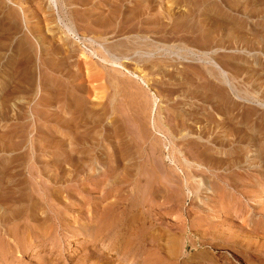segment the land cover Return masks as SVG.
Returning <instances> with one entry per match:
<instances>
[{
    "label": "rangeland",
    "instance_id": "rangeland-1",
    "mask_svg": "<svg viewBox=\"0 0 264 264\" xmlns=\"http://www.w3.org/2000/svg\"><path fill=\"white\" fill-rule=\"evenodd\" d=\"M89 1L57 0L55 6L49 0H0V90L11 94L4 101L7 109L0 105L2 115L5 112L0 116V150L5 147L0 152V264H264V155L257 153H264V0H163L153 4L152 11L166 5L172 17L162 23L152 13L151 23L140 33L133 30L135 19L128 25L114 21L127 1L121 5L106 0L103 12L98 10L103 0ZM61 23L73 26L75 36ZM50 39L57 47L65 44L77 51L69 62L81 60L80 80L89 91L82 93V105L74 104L58 118L60 98L71 90L72 69L62 63V73L69 71L64 76L58 59L41 54ZM118 43L127 49L111 46ZM100 46L109 48L117 64L99 61L107 57ZM84 49L97 65L92 71H86L80 56ZM146 57L150 60L140 61ZM42 58L48 65L43 66ZM159 59L165 61L164 75L154 68ZM127 71L143 76L149 87ZM203 72L208 73L206 79ZM127 82L140 87L134 94L139 98L130 96ZM210 104L233 107L206 119L200 114L211 111ZM20 105L21 121L16 117ZM34 107L41 114L37 131ZM235 121L257 131L258 142L231 135L230 130L220 136L223 126L231 128ZM56 126L68 133L67 144L71 141L72 148L85 151L52 154L55 139L48 136L58 131ZM205 126L212 132L204 131ZM113 131L120 142L115 149L134 157L121 161L117 169L109 161L95 160L113 150ZM215 132L229 139L222 151L227 148L233 156L226 161L223 154L205 150L220 147L211 142ZM97 139L103 143L97 145ZM124 169L131 170L130 177ZM145 170L151 180L146 188L136 181ZM160 181L166 190L156 194ZM28 203L35 205L33 214Z\"/></svg>",
    "mask_w": 264,
    "mask_h": 264
},
{
    "label": "bare ground",
    "instance_id": "bare-ground-1",
    "mask_svg": "<svg viewBox=\"0 0 264 264\" xmlns=\"http://www.w3.org/2000/svg\"><path fill=\"white\" fill-rule=\"evenodd\" d=\"M49 1H52L51 3L52 4H55V6L57 5V3H56V1L57 0H49ZM91 1V0H90ZM90 1H89V3H90ZM124 1H127L128 2V4L127 5H125V8H123V10H120L119 12H120V14H118L117 16H116V14H115V17L114 16H112V15H109V14H107L106 13V15L105 16H107V15H109L108 17H114L115 19H114V21H116L117 20V22L119 21V23H121V22H123V24L124 23H126L127 21L129 22V21H132V20H136V23H138V24H136V27H135V29H133V30H135L136 32H139L140 33V31L141 30H143V25L144 24H149V23H151L150 21V16L152 15V13H154L155 14V16H156V19L155 20H159V21H161L162 23H163V19H166V18H168V16L169 17H172L171 15H172V13H171V15L169 14V12H167V10H168V7H166V5L164 6H159L160 8H158L157 10H155L154 12L152 11V10H154V7H153V4H155V5H157V3L158 2H162L163 0H142V4H139L138 2L140 1V0H110V2H111V4H113L114 2H117V3H114V4H121V5H123V3H124ZM71 2V1H70ZM93 2H94V0H93ZM92 2V3H93ZM87 3H88V1H87ZM92 3H90V4H92ZM221 3V2H220ZM93 4H95V3H93ZM82 5V4H81ZM87 5H89V4H87ZM98 5V4H97ZM106 5H107V2H106V0H103V3H99V8H98V10H100V11H102L103 12V10H106L107 8H105V9H103L104 7H106ZM154 5V6H155ZM159 5V4H158ZM54 6V5H53ZM83 6V5H82ZM111 6V5H110ZM119 6V5H118ZM88 7V6H87ZM86 7V8H87ZM90 8H91V5H90ZM93 8V7H92ZM91 8V9H92ZM116 8H117V5H116ZM56 9V8H55ZM85 9V8H84ZM94 9H96V8H94ZM108 9H110V8H108ZM112 9V8H111ZM118 9V8H117ZM175 9V8H174ZM109 11V10H108ZM117 11V10H116ZM106 12V11H105ZM104 12V13H105ZM109 12H111V11H109ZM113 12V11H112ZM56 13V12H55ZM206 13V12H205ZM204 13V14H205ZM99 14V13H98ZM103 14V13H102ZM204 14H202V15H204ZM216 14V13H215ZM12 15V14H11ZM100 15H101V13H100ZM104 15V14H103ZM114 15V14H113ZM187 15V14H186ZM185 15V16H186ZM209 15H211V14H208V17H210ZM15 16V15H14ZM59 16V15H58ZM61 16V15H60ZM179 16V15H178ZM184 16V17H185ZM188 16V15H187ZM220 16V15H219ZM107 17V18H108ZM218 17V16H217ZM15 18V17H14ZM81 18V17H80ZM89 18V17H88ZM87 18V19H88ZM103 18H105V17H103ZM106 18V19H107ZM185 18H187V17H185ZM213 18V17H212ZM58 19H60V18H58ZM106 19H104V20H106ZM182 19V18H181ZM208 19V18H207ZM221 19V18H220ZM57 20V19H56ZM89 20V19H88ZM108 20H110L109 18L107 19V21ZM58 21V20H57ZM56 21V22H57ZM60 22H61V19L59 20ZM58 21V22H59ZM106 21V22H107ZM154 21V20H153ZM55 22V23H56ZM105 22V23H106ZM165 22V21H164ZM52 23V22H51ZM73 23V22H72ZM71 23V24H72ZM109 23V22H108ZM181 23V22H180ZM62 24V23H61ZM66 23H64V24H62V26H63V28H64V31H66V33L67 34H69V36L70 35H74L75 36V33H74V28H73V26H72V28L74 29H72V28H70L69 26H67V25H65ZM70 24V25H71ZM101 24V23H100ZM111 24H112V22H111ZM114 24H118V23H114ZM127 24V23H126ZM134 24V23H133ZM159 24V23H158ZM182 24V23H181ZM98 25V24H97ZM96 25V26H97ZM120 25V24H119ZM128 25V24H127ZM162 25V24H161ZM100 26V25H99ZM102 26V25H101ZM143 26V27H142ZM105 27V26H104ZM112 27V26H111ZM125 27V26H124ZM157 27V26H156ZM186 27V26H185ZM62 28V27H61ZM97 28V27H96ZM118 28V27H117ZM150 28V27H149ZM34 29V28H33ZM48 29V28H47ZM107 29V28H106ZM114 29V28H113ZM122 29V28H121ZM146 29V28H145ZM151 29V28H150ZM199 29V28H198ZM62 29H60L59 31H61ZM103 30H104V28H103ZM128 30V29H127ZM172 30V29H171ZM94 31V30H93ZM119 31V30H118ZM63 32V31H62ZM112 32H114L115 33V29H114V31H112ZM120 32V31H119ZM143 32V31H142ZM167 32V31H166ZM91 33V32H90ZM98 33H100V32H98ZM102 33H103V31H102ZM120 33H122V32H120ZM127 33H128V31H127ZM131 33V32H130ZM133 33V32H132ZM162 33L164 34L165 33V30L163 29L162 30ZM214 33V32H213ZM178 34V33H177ZM78 35V34H77ZM165 35V34H164ZM44 36H46V35H44ZM85 36V35H84ZM87 36V35H86ZM163 36V35H162ZM174 36V35H173ZM67 37V36H66ZM74 38V37H73ZM84 38V37H83ZM164 38V37H163ZM170 38V37H169ZM178 38V37H177ZM13 39V38H12ZM41 39H44V38H41ZM78 39V38H77ZM52 42H51V44H48V47H45V48H41V54L43 55H52L55 59H58L59 60V62H58V64H57V66L58 67H60V68H62V69H58V71H60L61 73L60 74H62V75H64V76H67V74L69 73V71H67V73H65V74H63L62 73V70H64L65 68H66V66H64V67H62V63H69L71 66H70V68L72 69V71H70L71 73H70V75L68 76L69 77V81H68V84H69V82L71 83V90H70V93H68L67 95H63L62 97H63V99H62V101H61V98H60V101L59 102H61V105H60V107H61V110H60V112L59 113H57V111H56V116H54V117H60L59 115L60 114H65V111L64 110H69L70 108H71V106L74 108V104H77L78 106H79V104H83L82 102H83V96H85V94L84 95H82V93H87V92H89L88 90H86L85 88H84V86L86 87V85H84V81L83 82H81V80H80V78H81V75H82V71H83V67H82V64H81V60H77L76 62H69V58H71L72 57V55L74 54V53H76L75 51H72L70 48V46H68V45H65V44H60L61 46H59V47H57V46H55L54 45V41H53V39H50ZM146 40V39H145ZM148 40H149V38H148ZM42 41H44V40H42ZM86 41V40H85ZM88 41V40H87ZM91 41V40H90ZM108 42V41H107ZM165 42H166V40H165ZM189 42V41H188ZM143 43V42H142ZM158 43H160V42H158ZM67 44V43H66ZM89 44V43H88ZM210 44V43H209ZM46 45V44H45ZM85 45V44H84ZM139 45V44H138ZM87 46V45H86ZM113 48H115V49H119V48H125V49H127L126 47H128V45L127 44H122V43H118V44H116V45H111ZM145 46H146V43H145ZM170 46V45H169ZM186 46V45H185ZM184 46V47H185ZM70 47V48H69ZM84 47V46H83ZM99 47V46H98ZM101 47V46H100ZM104 47V46H103ZM103 47H101V49L103 48ZM200 47V46H199ZM204 47V46H203ZM96 48V47H95ZM181 48V47H180ZM112 49V48H111ZM110 49V50H111ZM163 49V48H162ZM172 49V48H171ZM198 49V48H197ZM75 50V49H74ZM76 50H78V52H79V49H76ZM83 50V49H82ZM108 50H109V48H108ZM108 50L107 49H105V48H103V53H107V57H105V56H101V58L99 57V61L100 62H111V63H113V64H117L116 63V61H115V59L116 58H114L113 56L111 57V54H109L108 55ZM114 50V49H113ZM212 50V49H211ZM81 51V50H80ZM97 51V50H96ZM141 51V50H140ZM101 52V50H100V52L98 53L99 55H100V53H102ZM110 52V51H109ZM155 52H156V50H155ZM168 52V51H167ZM91 53L92 54H94V52L93 51H91ZM102 53V54H103ZM111 53V52H110ZM147 53V52H146ZM144 54V55H147V54ZM170 53H172L171 51H170ZM196 53V52H195ZM206 53V52H205ZM77 54V53H76ZM151 54V53H150ZM175 54V53H174ZM192 55V54H191ZM80 56H82L83 57V62L85 63V65H86V67H85V69H86V71L88 70V71H92V69H94V68H96L97 67V65L96 64H94L93 62H91L90 61V59H88L87 57H86V53H85V49H84V51H82L81 52V54H80ZM132 56H133V54H132ZM150 56V55H149ZM152 56V55H151ZM76 57V56H75ZM97 57V56H96ZM108 57H110V58H108ZM121 57V56H120ZM142 57V56H141ZM157 57V56H156ZM179 57V56H178ZM177 57V58H178ZM192 57V56H191ZM205 57V56H204ZM206 57H207V55H206ZM41 58V57H40ZM47 58V57H46ZM98 58V57H97ZM164 58V57H163ZM230 58V57H229ZM148 59H149V57H146V58H141L140 59V61L142 60V61H148ZM165 59V58H164ZM195 59V58H194ZM150 60V59H149ZM153 60H155V58L153 59ZM166 60V59H165ZM207 60V59H206ZM212 60V59H211ZM160 61V59L157 61V62H159ZM109 62V63H110ZM161 62V63H160ZM158 64H157V66H154V68H156V70H157V72L159 71V74L160 75H164L165 74V70H164V66L162 65V63H164L163 62V59L160 61ZM209 62V61H208ZM145 63H147V62H145ZM42 64H43V66H45V65H48L47 64V62H46V59L45 58H42ZM98 64H99V62H98ZM119 64H121V63H119ZM128 64V63H127ZM153 64V63H152ZM168 64V63H167ZM102 66H103V64H101ZM100 65V66H101ZM115 66V65H114ZM48 67V66H47ZM50 67H52V66H50ZM49 67V68H50ZM106 67V66H105ZM132 67V66H131ZM150 67V66H149ZM46 68V67H45ZM119 68V67H118ZM151 68H153L152 66H151ZM46 69H48V68H46ZM110 69V68H109ZM125 69H127L126 67H125ZM221 69V68H220ZM49 70V69H48ZM51 70V69H50ZM116 70V69H115ZM137 70H139V69H137ZM142 70V69H141ZM197 70V69H196ZM52 71V70H51ZM54 71H56V70H54ZM199 71H202V70H199ZM221 72V71H220ZM220 72H217L219 75H221V73ZM56 73V72H55ZM58 73V72H57ZM95 73H97V72H95ZM127 73H130V75L133 77V78H135V79H140V81L139 82H141L146 88L147 87H149V83H148V81L143 77V76H140V74H138L137 72H130V71H127ZM148 73V72H147ZM209 73H211V71L209 72ZM216 73V72H215ZM87 74V73H86ZM114 74V73H113ZM202 74H204L205 75V79L207 78V75H208V73H205V72H203ZM201 74V75H202ZM207 74V75H206ZM61 75V76H62ZM128 75V74H127ZM29 76V75H28ZM60 76V77H61ZM26 77V76H25ZM30 78H31V76H29ZM59 77V76H58ZM99 78H100V76H98ZM112 77V76H111ZM164 77V76H163ZM169 77V76H168ZM108 78V77H107ZM113 78V77H112ZM125 78V77H124ZM132 78V80H135V79H133ZM185 78V77H184ZM204 78H202V79H204ZM67 79V78H66ZM172 79V78H171ZM186 79V78H185ZM201 79V80H202ZM68 80V79H67ZM86 80V79H85ZM120 80V79H119ZM119 80H118V82H119ZM131 80V79H130ZM42 81V80H41ZM65 82H66V80H64ZM123 81V80H122ZM163 81V80H162ZM223 81V80H222ZM58 83V82H57ZM124 83V82H123ZM140 83V84H141ZM181 83V82H180ZM224 83V82H223ZM88 84H89V82H88ZM113 84V83H112ZM119 84V83H118ZM55 85H57V84H55ZM64 86H65V88H66V83L65 84H63ZM94 86V85H93ZM126 89L127 90H129L128 92H130L129 94H130V96H131V94L134 96V94H137V93H140V87L139 86H135V84H132L131 82H127L126 83ZM212 86V85H211ZM56 87V86H55ZM103 87V86H102ZM123 87V86H122ZM178 87V86H177ZM182 87V86H181ZM113 88V87H112ZM115 88H117V87H115ZM90 89V88H89ZM118 89V88H117ZM142 90H143V88H141ZM57 90H59L58 88H57ZM63 90V89H62ZM61 90V92H60V94L62 95V92L64 91H62ZM103 90V89H102ZM21 91V90H20ZM60 91V90H59ZM58 91V92H59ZM106 91V90H105ZM0 92H1V90H0ZM57 92V93H58ZM64 92H66V91H64ZM110 92V91H109ZM118 92V91H117ZM33 93V92H32ZM67 93V92H66ZM114 93V92H113ZM142 93V92H141ZM59 94V93H58ZM59 94V95H60ZM117 94V93H116ZM145 94V93H144ZM246 94V93H245ZM11 94L5 89L3 92H1L0 93V100L2 99V101H0V105H1V108L3 109V110H6V109H4V107H6L5 106V104H4V101L6 100V98L7 97H9ZM42 95V94H41ZM59 95H57V96H59ZM139 95V94H138ZM156 95V94H155ZM104 96V95H103ZM120 96V95H119ZM143 96V95H142ZM153 96V95H152ZM100 97V96H99ZM113 97V96H112ZM115 97V96H114ZM113 97V98H114ZM120 97H122V96H120ZM124 97V96H123ZM132 97V96H131ZM135 98L137 97V96H134ZM213 97V96H212ZM57 98H59V97H56V99ZM133 98V97H132ZM137 98H139V97H137ZM147 98V97H146ZM103 99V98H102ZM119 99V98H118ZM126 99V98H125ZM148 99V98H147ZM147 99H145V100H147ZM13 100V99H12ZM42 100V99H41ZM87 100V99H86ZM140 100H141V98H140ZM153 100V99H152ZM156 100V99H155ZM204 100V99H203ZM43 101V100H42ZM47 101H49V100H47ZM114 101H116V100H114ZM128 101V100H127ZM133 101V100H132ZM205 101V100H204ZM216 101V100H215ZM58 101H57V103H59ZM113 102V101H112ZM125 102V101H124ZM135 102V101H134ZM134 102H133V104H134ZM139 102V101H138ZM147 102V101H146ZM154 102V101H153ZM35 103V102H34ZM50 103V102H49ZM48 103V104H49ZM55 103V102H54ZM53 103V104H54ZM128 103V102H127ZM149 103V102H148ZM211 103V102H210ZM51 104H52V102H51ZM52 104V105H53ZM60 104V103H59ZM132 104V105H133ZM139 104H141V103H139ZM143 104V103H142ZM55 105V104H54ZM137 105V104H136ZM149 105H150V103H149ZM152 105H153V103H152ZM22 105H20V106H18V109L17 110H19V111H17L16 109V117L18 118H16L17 120H19V118H20V116H22L23 114H22V111H21V108H23V107H21ZM37 106V105H36ZM49 106H51V105H49ZM76 106V105H75ZM156 106V105H155ZM199 106V105H198ZM198 106H196L197 108H198ZM227 106H229V107H227ZM59 107V106H58ZM77 107V106H76ZM132 107V106H131ZM142 107H144V106H142ZM207 107V106H206ZM209 107H210V109H211V111H207V112H204L203 114H200L202 117H206V119H208V118H210V116L212 115V114H214L217 110H221V111H227L228 109H230V110H232V107L233 106H231V105H226V104H218V105H216V104H210L209 105ZM92 108V107H91ZM96 108V107H95ZM200 108V107H199ZM203 108V107H202ZM1 109V110H2ZM49 109V108H48ZM134 109V108H133ZM208 108H206V110H207ZM1 110H0V116L1 117H5L4 116V113L5 112H3V115H2V112H1ZM11 110H12V107H11ZM85 110V109H84ZM135 110V109H134ZM199 110H201V109H199ZM209 110V109H208ZM48 111V110H47ZM92 111H94V110H92ZM105 111H107V110H105ZM148 111V110H147ZM195 111V110H194ZM197 111V110H196ZM81 112V111H80ZM91 112V111H90ZM150 112H153V110H152V108H151V111ZM159 112V111H158ZM188 112V111H187ZM200 112V111H199ZM24 113V112H23ZM33 113H34V121L36 122L37 120H39L40 119V113H39V111L37 110V108L36 107H34L33 108ZM33 113H32V115H33ZM78 113V112H77ZM95 113H98V112H95ZM104 113V112H103ZM123 113V112H122ZM157 113V112H156ZM22 114V115H21ZM30 114V113H29ZM79 114V113H78ZM77 114V115H78ZM88 114V113H87ZM90 114V113H89ZM92 114V113H91ZM115 114V113H114ZM151 114V113H150ZM76 115V114H75ZM76 115V116H77ZM15 116V115H14ZM70 116V115H69ZM156 116V115H155ZM198 116V114L196 115L195 114V117L196 118H198L197 117ZM62 117V116H61ZM143 117V116H142ZM13 118L14 117H12L11 119L13 120ZM137 118V117H136ZM157 118V117H156ZM190 118V117H189ZM188 118V119H189ZM1 119V118H0ZM33 119V118H32ZM42 119V118H41ZM187 119V118H186ZM191 119V118H190ZM15 120V119H14ZM61 120H62V118H61ZM150 120H152V119H150ZM174 120V119H173ZM229 120V119H228ZM11 121V120H10ZM19 121H21V120H19ZM58 121H60V120H58ZM75 120H73L72 122H74ZM87 121V120H86ZM86 121H85V124H86ZM114 121V120H113ZM144 121H146V119L144 120ZM159 121V120H158ZM165 121V120H164ZM33 123L34 124V126H33V128L34 127H36V128H34L35 129V131H37V129H38V125L37 126H35L36 124H37V122L36 123ZM120 122V121H119ZM156 122V121H155ZM14 123V122H13ZM13 123H9V126H12L13 125ZM115 123V122H114ZM191 123V122H190ZM213 123V122H212ZM225 123H227V120H226V122ZM229 123V122H228ZM227 123V124H228ZM235 123H236V121H235ZM245 123V122H244ZM32 124V125H33ZM69 124V123H68ZM73 124V123H72ZM111 124H112V122H111ZM162 124V123H161ZM166 124V123H165ZM234 124V123H233ZM58 125V124H57ZM60 125V124H59ZM67 125V124H66ZM88 125V124H87ZM87 125H86V128H87ZM156 125V124H155ZM7 126V125H6ZM14 126H16V125H14ZM14 126H12V127H14ZM151 126L153 127V128H155L154 127V120H152V122H151ZM188 126V125H187ZM231 126V125H230ZM143 127V126H142ZM179 127V126H178ZM9 128L10 127H8V131H9ZM56 128L58 129V131L56 130V131H54V133H52L51 135H49L48 136V138H50V137H52V139H55L54 141H55V145H53V147L54 148H56L55 149V151L54 152H56V153H52V154H55V155H61V154H64V152H68L69 154L70 153H72V154H75V155H80L82 152H84L85 150H77V149H75V146H74V148H72V146H73V143L70 141V142H68V144H67V136H68V133L65 131V129L64 130H60V127L59 126H56ZM108 128V127H107ZM138 128V127H137ZM158 128V127H157ZM210 128V127H209ZM208 127H204L203 128V130L204 131H209V132H212V131H210V129H209ZM223 128H224V132L222 131V134L220 135V136H225V133H230L229 132V130L232 132L231 133V135L233 134L234 136H236V137H239V138H242V137H245L246 139H249V140H253V143L254 144H256V142H258V140H256V138L258 137V135H256V133H257V131H255L253 128H249V126H246V127H244V125H243V123H241L240 124V122L239 123H236L235 125H232L231 126V128H229V127H225V126H223ZM53 129V128H52ZM67 129V128H66ZM111 129V128H110ZM10 130H11V128H10ZM39 130V129H38ZM143 130V129H142ZM156 130V129H155ZM154 130V131H155ZM158 130V129H157ZM182 130V129H181ZM32 131V130H31ZM90 131V130H89ZM112 131V130H111ZM147 131V130H146ZM6 134L8 133L7 132V129H6ZM160 132V131H159ZM158 132V133H159ZM10 133V132H9ZM36 133V132H35ZM142 133V132H141ZM208 133V132H207ZM218 132H215V134H217ZM244 133V134H243ZM37 134V133H36ZM139 134H140V132H139ZM169 134V133H168ZM170 134H171V131H170ZM14 135V133H11V135H8V138H12V137H14L13 136ZM35 135V134H34ZM33 135V136H34ZM39 135V134H38ZM116 135H117V133H116V131L114 132L113 131V133H111V134H109V136H111V137H113V140H111V141H109L110 142V144L112 145V147L111 148H113V150H111V152H107V154H102V156H101V158L97 155V159H95V160H99V161H109V163H110V165H112V167L111 168H113V166H114V168L115 169H117L118 168V166L120 165L119 163L121 162V161H123V160H126L127 162H130V160L131 159H133L134 160V157H132L130 154H129V152H124V153H127V154H124V153H120V151H118L117 149V145L120 143H118L117 144V141L118 140H115L116 138ZM142 135H143V133H142ZM24 136V135H23ZM97 136H99V135H97ZM106 137L105 138V141H106V139H108V138H110V137ZM147 136V135H146ZM167 136V135H166ZM172 136V135H171ZM220 136H218V134L217 135H213L212 136V143H214L215 145H217V146H220V147H210V146H206L205 147V150L206 151H211L212 152V155L214 154V156H218L219 155V153H220V155H222L223 154V158H224V161H226L227 159H229V158H231L233 155H232V153H229V150L226 148L225 150H224V152L222 151V147L223 146H225V145H229L230 143L228 142V140H227V138L225 139V138H223V139H220L219 137ZM257 136V137H256ZM2 137V136H1ZM37 137H39V136H37ZM37 137H35V138H37ZM42 137V136H41ZM41 137H39V138H41ZM69 137V136H68ZM81 137H83V136H81ZM92 137V136H91ZM118 137V136H117ZM35 138H33L34 139V141H36L35 140ZM39 138H37V140L39 139ZM42 138H44V137H42ZM47 138V139H48ZM58 138V139H57ZM86 137H83V139H85ZM144 138H145V136H144ZM182 138V137H181ZM183 138H184V136H183ZM197 138H198V136H197ZM197 138H196V140H197ZM200 138V137H199ZM15 139V138H14ZM45 139H46V137H45ZM57 139V140H56ZM89 140V139H88ZM98 141H96L97 142V145H98V143H99V141L101 140V139H97ZM102 140H104V139H102ZM101 140V141H102ZM108 140H110V139H108ZM175 140H177V139H175ZM41 141V140H40ZM53 141V142H54ZM73 141V140H72ZM76 142H79V140L77 141V138H76V140H75ZM81 141V140H80ZM104 141V142H105ZM145 141V140H144ZM44 142V141H43ZM52 142V141H51ZM82 142V141H81ZM108 142V141H107ZM122 142V141H121ZM15 143V142H14ZM17 143V142H16ZM15 143V144H16ZM85 143V142H84ZM87 143V142H86ZM102 143H103V141H102ZM33 144V143H32ZM80 144V143H79ZM83 144V143H82ZM258 144V143H257ZM39 145H41V143L39 142V144H38V146L37 147H39ZM76 145V144H75ZM78 145V144H77ZM76 145V146H77ZM86 144H84V145H82L83 147L85 146ZM89 145H91V144H89ZM92 145H94V144H92ZM121 145V144H120ZM209 145V144H208ZM68 146L70 147V148H68ZM80 146V145H79ZM94 146H96V145H94ZM10 147H12V146H10ZM32 147L33 148H36V145H35V143H34V145H32ZM46 147V146H45ZM86 147V146H85ZM261 147H263V146H261ZM13 148H14V146H13ZM12 148V149H13ZM115 148H117V149H115ZM198 148H200V147H198ZM207 148V149H206ZM3 150V152H5V147L4 148H2ZM260 149V148H259ZM106 150V149H105ZM175 150V149H174ZM201 150H203V149H201ZM201 150H199L200 152V154H201ZM1 150H0V152H2ZM101 151V150H100ZM126 151V150H125ZM178 151V150H177ZM262 151V150H261ZM259 152V151H257V153L258 154H263L264 155V153H262V152ZM187 152V151H186ZM263 152H264V149H263ZM101 153V152H100ZM138 154V153H137ZM137 154H136V156H137ZM1 155V154H0ZM84 155H86V153L84 154ZM133 156H134V154H132ZM178 155V154H177ZM262 155V156H263ZM172 156V155H171ZM180 156V155H179ZM235 156V155H234ZM74 157V156H73ZM169 157V156H168ZM209 157V156H208ZM207 157V158H208ZM261 157V156H260ZM146 158V157H145ZM218 158V157H217ZM223 158H221V159H223ZM86 159V158H85ZM135 159H136V157H135ZM158 159V158H157ZM226 159V160H225ZM263 159H264V157H263ZM8 160V159H7ZM14 160V157H12V160H10L11 162ZM88 160H89V158H88ZM87 160V161H88ZM132 160V161H133ZM151 160H152V158H151ZM169 160L170 161H173V158L172 159H170L169 158ZM210 160V159H209ZM212 160V159H211ZM218 160H220V159H218ZM5 161V160H4ZM71 161H74V160H72L71 159ZM99 161H98V163H99ZM176 161V160H175ZM189 161V160H188ZM195 161V160H194ZM205 160H203V162H204ZM153 162V161H152ZM206 162H208V161H206ZM5 163V162H4ZM147 163V162H146ZM145 163V164H146ZM219 163H223L221 160H220V162ZM100 164H102V163H100ZM123 164H124V162H123ZM128 163H126V165H127ZM2 165V164H1ZM106 165V164H105ZM122 165V164H121ZM129 165V164H128ZM131 165V164H130ZM154 165V164H153ZM205 165V164H204ZM256 165V164H255ZM145 166V165H144ZM155 166V165H154ZM174 166V165H173ZM206 166V165H205ZM224 166V165H223ZM233 166V165H232ZM15 168L16 166L15 165H11L10 166V164H8V168ZM110 167V166H109ZM125 167V166H124ZM123 167V168H124ZM129 166H127V168H128ZM157 167V166H156ZM207 167V166H206ZM205 167V168H206ZM235 167H237V165H235ZM4 168H7V165H5V167ZM7 168V169H8ZM126 168V167H125ZM130 168H131V166H130ZM147 168V167H146ZM145 168V169H146ZM149 168V167H148ZM159 168H161V167H159ZM163 168V167H162ZM161 168V169H162ZM169 168V167H168ZM233 168V167H232ZM231 168V169H232ZM136 169V168H135ZM160 169V170H161ZM177 169V168H176ZM5 170V169H4ZM108 170V169H107ZM122 170V169H121ZM121 170H120V172H121ZM124 170H126V171H124ZM123 171L125 172V174H126V176L127 175H129L128 177H130V174L132 173H130V171H128L127 169H124ZM148 170V169H147ZM208 170V169H207ZM225 170V169H224ZM246 170H250V171H254V169L252 168V169H246ZM105 171V170H104ZM148 171H150V170H148ZM210 171V170H209ZM65 172V171H64ZM113 172V171H112ZM112 172H110L111 174H112ZM123 172V173H124ZM169 171H167V173H168ZM184 172V171H183ZM247 172V171H246ZM15 173V172H14ZM110 173H108L109 175L108 176H110ZM152 173V172H151ZM182 173V172H181ZM3 174H4V172H3ZM2 174V175H3ZM105 174V173H104ZM115 174H116V172H115ZM124 174V175H125ZM163 174V173H162ZM161 174V175H162ZM147 175H149L148 174V172L145 170L143 173H141V174H137L135 177H136V181L137 182H139V185L140 184H142V186L143 187H149L148 185L150 184V179L148 178V176ZM153 175V174H152ZM168 174H166V176H167ZM96 176V175H95ZM150 176V175H149ZM183 176V175H182ZM237 176V175H236ZM101 177V176H100ZM111 177V176H110ZM123 177H125V176H123ZM127 177V178H128ZM133 177V176H132ZM153 177V176H152ZM156 177V176H155ZM175 177V176H174ZM204 177V176H203ZM157 178V177H156ZM177 178V177H176ZM2 179V178H1ZM4 179V178H3ZM116 179V178H115ZM158 179V178H157ZM172 179V178H171ZM178 179V178H177ZM91 180V179H90ZM100 180V179H99ZM114 180V179H113ZM150 180V181H149ZM154 180H156V179H154ZM175 180V179H174ZM173 180V181H174ZM2 181V180H1ZM120 181V180H119ZM125 181V180H124ZM159 181V180H158ZM118 182V181H117ZM136 182V183H137ZM141 182H143V183H141ZM157 182V181H156ZM155 182V183H156ZM161 182V181H160ZM160 182H158L159 184L156 186V194H161V193H164L165 192V190L166 189H164L165 188V186L163 185L164 183L163 182H161L162 183V185H161V183ZM178 182V181H177ZM229 182V181H228ZM104 183V182H103ZM129 183V182H128ZM226 183V182H225ZM26 184V183H25ZM138 184V183H137ZM136 184V185H137ZM152 184V183H151ZM6 187H8V182H6ZM12 185V184H11ZM124 185V184H123ZM32 186H34V185H32ZM103 186V185H102ZM107 186V185H106ZM203 186V185H202ZM30 187V186H29ZM108 187V186H107ZM110 187V186H109ZM129 187V186H128ZM136 187V186H135ZM139 188H140V186H139ZM145 188H143V189H145ZM192 189V188H191ZM3 190V189H2ZM35 190V189H34ZM149 190V189H148ZM142 191V190H141ZM180 191V190H179ZM9 192L10 193H15L16 194V192L15 191H12V190H9ZM97 192V191H96ZM132 192V191H131ZM203 192V191H202ZM33 194V193H32ZM36 194V193H35ZM141 194V193H140ZM115 195V194H114ZM143 197L145 198V200L147 201V199H149L148 198V194L145 192V191H143ZM195 195V194H194ZM41 196V195H40ZM135 196V195H134ZM198 196V195H197ZM209 196V195H208ZM139 197V196H138ZM142 197V196H141ZM35 199V198H34ZM31 200V199H30ZM36 200V199H35ZM89 200V199H88ZM114 200V199H113ZM136 201V200H135ZM144 201V200H143ZM8 202V201H7ZM1 203V202H0ZM112 203V202H111ZM118 203V202H117ZM121 203V202H120ZM102 204H104V203H102ZM145 204V203H144ZM28 209H29V212H30V214H33L34 212H35V205H33V203L31 204V203H28ZM130 205V204H129ZM27 206V205H26ZM103 207V206H102ZM26 209V208H25ZM103 209V208H102ZM27 214V213H26ZM99 216V215H98ZM90 218V217H89ZM26 220V219H25ZM112 225V224H111ZM141 227V226H140ZM141 229V228H140ZM90 230V229H89ZM161 230V229H160ZM96 234V233H95ZM73 236V235H72ZM142 236V235H141ZM164 239V238H163ZM68 241V240H67ZM240 257V256H239Z\"/></svg>",
    "mask_w": 264,
    "mask_h": 264
}]
</instances>
